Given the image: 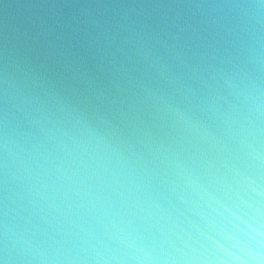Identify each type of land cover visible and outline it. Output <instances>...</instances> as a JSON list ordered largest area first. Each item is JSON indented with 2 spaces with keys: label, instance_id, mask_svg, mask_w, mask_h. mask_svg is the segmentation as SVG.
<instances>
[{
  "label": "clouds",
  "instance_id": "1",
  "mask_svg": "<svg viewBox=\"0 0 264 264\" xmlns=\"http://www.w3.org/2000/svg\"><path fill=\"white\" fill-rule=\"evenodd\" d=\"M84 3L0 58V264H264V0Z\"/></svg>",
  "mask_w": 264,
  "mask_h": 264
},
{
  "label": "water",
  "instance_id": "2",
  "mask_svg": "<svg viewBox=\"0 0 264 264\" xmlns=\"http://www.w3.org/2000/svg\"><path fill=\"white\" fill-rule=\"evenodd\" d=\"M86 6L84 0H0V58L40 66L45 39L56 42L64 21Z\"/></svg>",
  "mask_w": 264,
  "mask_h": 264
}]
</instances>
